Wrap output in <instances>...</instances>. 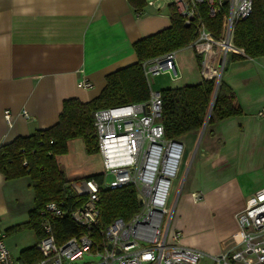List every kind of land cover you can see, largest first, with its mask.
Here are the masks:
<instances>
[{
  "label": "crops",
  "instance_id": "0c3cea01",
  "mask_svg": "<svg viewBox=\"0 0 264 264\" xmlns=\"http://www.w3.org/2000/svg\"><path fill=\"white\" fill-rule=\"evenodd\" d=\"M170 1L147 0L138 14L129 0H0V146L56 124L66 99L87 102L97 97L109 73L137 62L136 41L171 25ZM186 48L192 57L187 61L177 50L179 76L172 78L181 84L199 83L204 77L197 54ZM84 79L93 86L81 87ZM222 79L245 114L210 124L195 163L201 184L185 195L195 207L190 218L209 219L221 236L203 247L193 236H184L178 218L173 220L184 244L210 254L239 250L238 214L255 203L256 192L264 187V56L229 61ZM7 110L12 125L5 119ZM193 193L201 198L196 200ZM34 197L27 177L8 180L0 172V229L26 222ZM176 203L170 208L174 214ZM23 232L12 236L18 240ZM227 241L226 248L220 247ZM29 246L21 244L15 257Z\"/></svg>",
  "mask_w": 264,
  "mask_h": 264
},
{
  "label": "built area",
  "instance_id": "2783aa9c",
  "mask_svg": "<svg viewBox=\"0 0 264 264\" xmlns=\"http://www.w3.org/2000/svg\"><path fill=\"white\" fill-rule=\"evenodd\" d=\"M253 1H170L186 23L196 21L197 37L190 47L201 58L204 78L222 79L226 61L234 53L244 54L235 45V29L252 12ZM201 7H206L212 17L223 15L218 37L202 18ZM143 69L148 79L163 73L178 77L177 51L146 60ZM79 85L90 88L93 83L84 79ZM161 113L160 91H151L150 98L143 102L95 112L94 126L104 172L100 180L86 177L73 181V190L87 197L82 204L71 210L56 201L46 205L42 213L49 216L42 223L45 235L37 243L43 258L35 264H80L85 256L94 259L82 264H202L203 259L210 264H264V187L256 192L255 203L238 214L239 250L210 254L182 242L183 234L174 227V211L168 204L186 147L183 140L165 136ZM22 114L29 117L26 110ZM4 116L12 125L11 112L5 111ZM110 174L112 180L107 179ZM129 184L137 189L139 210L130 220L118 218L102 226L101 188ZM193 197L198 200L201 194L193 193ZM66 216L84 230L58 243L52 219ZM0 264H24L13 255L3 229H0Z\"/></svg>",
  "mask_w": 264,
  "mask_h": 264
},
{
  "label": "trees",
  "instance_id": "16d2710c",
  "mask_svg": "<svg viewBox=\"0 0 264 264\" xmlns=\"http://www.w3.org/2000/svg\"><path fill=\"white\" fill-rule=\"evenodd\" d=\"M129 1L137 13L142 12L147 5V0ZM168 8L171 25L136 41L134 49L137 62L109 73L106 85L97 97L87 102L77 98L66 99L56 124L27 136H18L0 146V172L8 180L27 177L35 195V205L29 211V219L7 228V236L31 229L39 240L45 235L42 223L49 216L42 213L48 203H64L71 210L87 199L72 188L73 181L82 178L69 179L61 168L60 157L69 152L70 141L79 137L83 138L88 153L98 152L95 112L102 108L148 100L151 89L143 63L167 52L188 47L196 39V21L188 24L173 4H169ZM201 10L208 28L218 37L223 15L212 17L206 7H201ZM234 42L244 54L234 53L230 61L264 56V0L253 1L250 15L236 26ZM197 63L201 65L198 55ZM160 93L161 121L165 136L169 139L182 140L191 133L198 137L207 119L210 125L245 114L233 88L223 79L219 83L218 78H203L199 83L167 87ZM88 178L100 180L101 176L95 174ZM99 207L102 226L118 218L130 220L140 208L137 189L130 184L114 189L101 188ZM52 224L58 243L84 230L69 216L52 219ZM97 238L100 239L99 235ZM38 240L21 251L18 259L22 263L35 264L42 260L43 256L37 248Z\"/></svg>",
  "mask_w": 264,
  "mask_h": 264
},
{
  "label": "rangeland",
  "instance_id": "374dc122",
  "mask_svg": "<svg viewBox=\"0 0 264 264\" xmlns=\"http://www.w3.org/2000/svg\"><path fill=\"white\" fill-rule=\"evenodd\" d=\"M179 53L182 54L184 58L186 56L187 61L188 55H191L192 57V50L190 48L180 49ZM227 69L228 65H226L225 67V70L223 72L224 74L226 73ZM150 83L154 91L170 84H181L180 81H176L172 78L171 73L162 74L160 76H152L150 77ZM209 129L210 125L208 124L198 138L197 135L183 137V140L186 143V147L189 150V157L185 159L184 155L178 177L173 182V188L168 204L169 207L172 208L175 201L177 202L173 219L174 222L178 218L179 225L183 230L184 236H193L198 240L199 245L203 247H206L209 244H213L215 238H217V236L218 238L221 236V231L217 233V231L214 230L215 226L209 219L201 217L191 219L189 212L192 215H196V212L194 210L195 207L194 205L186 202L185 195L191 186L201 184L200 180L198 179V175L195 173V163H197L201 150L206 141L207 134H204L207 133ZM192 159V164H190V161ZM60 165L69 179L85 178L90 175L101 174L104 172L101 153L99 151L92 154L88 153L85 142L81 137L74 138L70 141L69 152L60 157ZM107 179L112 180L113 176L110 174ZM18 241L22 243H18ZM36 241V235L31 230H25V232L20 234V238L18 240L16 239V236L8 237V244L14 256L17 255V249L19 248V246H21V244L34 245ZM228 243V241L223 242L222 244H220V247L222 245L224 246V248H226L228 246ZM93 259L94 258L91 256H85V258L79 261V263L82 264L83 262ZM202 264H210V261L208 259H203Z\"/></svg>",
  "mask_w": 264,
  "mask_h": 264
},
{
  "label": "water",
  "instance_id": "95a60500",
  "mask_svg": "<svg viewBox=\"0 0 264 264\" xmlns=\"http://www.w3.org/2000/svg\"><path fill=\"white\" fill-rule=\"evenodd\" d=\"M228 62H229V61L227 60V61H226V64H228ZM220 80H221V78H219V80H218L219 83H220ZM217 90H218V89H217ZM216 92H217V91H216ZM215 96H216V94H215ZM213 104H214V101H213ZM207 124H208V119H207V121H206V123H205V125H204V128H203L202 132L205 130ZM202 132H201V133H202Z\"/></svg>",
  "mask_w": 264,
  "mask_h": 264
}]
</instances>
